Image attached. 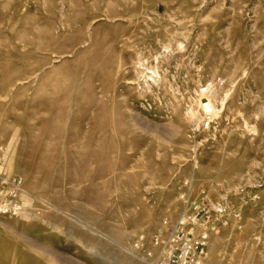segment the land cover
Instances as JSON below:
<instances>
[{
  "label": "rangeland",
  "instance_id": "1",
  "mask_svg": "<svg viewBox=\"0 0 264 264\" xmlns=\"http://www.w3.org/2000/svg\"><path fill=\"white\" fill-rule=\"evenodd\" d=\"M14 176L0 264H149L184 180L225 206L202 264H264V0H0Z\"/></svg>",
  "mask_w": 264,
  "mask_h": 264
},
{
  "label": "built area",
  "instance_id": "2",
  "mask_svg": "<svg viewBox=\"0 0 264 264\" xmlns=\"http://www.w3.org/2000/svg\"><path fill=\"white\" fill-rule=\"evenodd\" d=\"M210 126L209 116L202 118L200 127ZM185 190L179 194L183 209L173 222L164 220L162 228L149 240L143 233L134 241V249L141 251L152 264H202L207 252L208 239L220 224L225 213L221 202L211 201L204 191L190 197V183L184 180ZM21 177L0 178V217L15 218L24 211ZM150 247H149V246Z\"/></svg>",
  "mask_w": 264,
  "mask_h": 264
},
{
  "label": "bare ground",
  "instance_id": "3",
  "mask_svg": "<svg viewBox=\"0 0 264 264\" xmlns=\"http://www.w3.org/2000/svg\"><path fill=\"white\" fill-rule=\"evenodd\" d=\"M149 264H152V263H149Z\"/></svg>",
  "mask_w": 264,
  "mask_h": 264
}]
</instances>
